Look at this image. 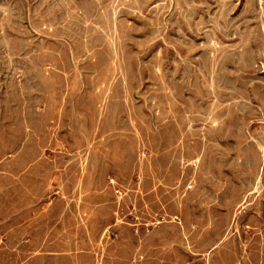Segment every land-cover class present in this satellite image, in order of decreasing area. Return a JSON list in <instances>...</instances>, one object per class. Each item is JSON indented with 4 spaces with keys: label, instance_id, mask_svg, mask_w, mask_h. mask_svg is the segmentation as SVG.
Returning a JSON list of instances; mask_svg holds the SVG:
<instances>
[{
    "label": "rangeland",
    "instance_id": "rangeland-1",
    "mask_svg": "<svg viewBox=\"0 0 264 264\" xmlns=\"http://www.w3.org/2000/svg\"><path fill=\"white\" fill-rule=\"evenodd\" d=\"M0 264H264V0H0Z\"/></svg>",
    "mask_w": 264,
    "mask_h": 264
}]
</instances>
